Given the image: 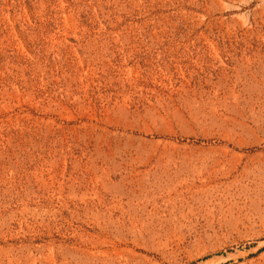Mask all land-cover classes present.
Listing matches in <instances>:
<instances>
[{
    "label": "rangeland",
    "instance_id": "obj_1",
    "mask_svg": "<svg viewBox=\"0 0 264 264\" xmlns=\"http://www.w3.org/2000/svg\"><path fill=\"white\" fill-rule=\"evenodd\" d=\"M0 264H264V0H0Z\"/></svg>",
    "mask_w": 264,
    "mask_h": 264
}]
</instances>
